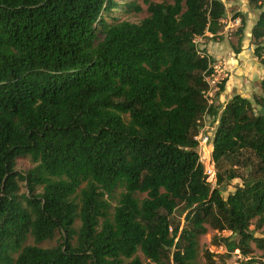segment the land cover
Masks as SVG:
<instances>
[{
    "label": "trees",
    "instance_id": "1",
    "mask_svg": "<svg viewBox=\"0 0 264 264\" xmlns=\"http://www.w3.org/2000/svg\"><path fill=\"white\" fill-rule=\"evenodd\" d=\"M249 1L264 65V0ZM148 3L131 22L107 18L114 0H0V264H200L207 224L230 231L229 252L264 250L250 228L264 223V77L258 109L210 100L215 59L195 38L219 35L224 2ZM206 116L215 185L196 138ZM247 154L255 174L224 196Z\"/></svg>",
    "mask_w": 264,
    "mask_h": 264
},
{
    "label": "rangeland",
    "instance_id": "2",
    "mask_svg": "<svg viewBox=\"0 0 264 264\" xmlns=\"http://www.w3.org/2000/svg\"><path fill=\"white\" fill-rule=\"evenodd\" d=\"M149 1L158 0H114L118 4L112 15H107L109 20H113L111 16L119 19H126L131 22H140L144 17L149 14L148 5ZM226 6V15L222 20V28L218 36L213 37L209 32L205 36H197L195 38L197 47L201 52L214 57L215 72L207 77L209 80L210 88L208 91V97L210 100L216 101V103H222V106L226 104L235 94H241L244 97L249 98L256 109L257 99L263 95L260 81L264 77V65L255 54V40L252 35V28L256 23L260 9L251 5L249 0H222ZM130 4L131 6H126ZM139 6L140 10L135 6ZM245 18V26L243 30H240L241 19ZM240 49V52H236ZM226 79L225 89L216 95L219 90V83ZM216 95V96H215ZM211 116L203 118V125L198 133V137L202 139L206 134L212 135L214 133L216 124L212 122ZM202 136V137H201ZM212 138V137H211ZM201 155L206 164V168L211 167L213 169L214 164L212 162V143L211 139L203 145H201ZM247 156V157H246ZM243 157L242 161L237 169V177L226 182V186L223 188L222 194L226 196L228 193L233 192L237 185L243 183V179H249L255 174L256 159L254 156L247 154ZM251 158V159H248ZM33 166V162L29 156H19L17 158V169L26 170ZM229 167V163H226V167ZM213 179V178H212ZM22 191L25 188L22 187ZM122 191L121 187H117L111 196H107L112 206L117 203V198ZM145 194H142L144 196ZM183 204L178 206L175 211L177 214L176 221L178 219L184 222V215H179ZM180 216V218H179ZM258 218L252 220L250 225L251 230L256 236H264V223L258 226ZM79 225V221L76 222ZM207 232L199 236V263L206 264L207 259L205 257V251L210 250L217 254L216 257L218 264H264V250L259 249L254 243H252L253 251L249 256H243L237 249L233 252H229L227 247L221 241V238L230 234L229 230L219 231L210 224H207ZM28 243H33L32 238H29ZM56 243L55 240H47L39 245L51 246ZM227 254V255H226ZM141 258L146 261L144 255L139 252ZM220 256V257H219ZM254 258L253 263H249L248 260Z\"/></svg>",
    "mask_w": 264,
    "mask_h": 264
},
{
    "label": "built area",
    "instance_id": "3",
    "mask_svg": "<svg viewBox=\"0 0 264 264\" xmlns=\"http://www.w3.org/2000/svg\"><path fill=\"white\" fill-rule=\"evenodd\" d=\"M202 137V136H201ZM198 140H199V146H198V150H199V153H200V157H201V160H202V162L204 163V165H205V174L207 175V180L209 181V182H211L212 183V185H215V181H216V169H215V164H214V161H213V158L211 159L212 160V162H213V164H214V167H213V169L211 168V167H209V168H206V164H205V162H204V160H203V158H202V155H201V150L200 149H202L201 148V145H203V143H207L208 142V140H210V138H209V136L206 134L202 139H200L198 136L196 137ZM213 178V179H212Z\"/></svg>",
    "mask_w": 264,
    "mask_h": 264
}]
</instances>
